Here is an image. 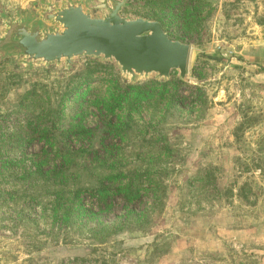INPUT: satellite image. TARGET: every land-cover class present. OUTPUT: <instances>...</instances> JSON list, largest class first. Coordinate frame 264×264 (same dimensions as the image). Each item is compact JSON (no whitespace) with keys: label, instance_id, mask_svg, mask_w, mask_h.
<instances>
[{"label":"rangeland","instance_id":"rangeland-1","mask_svg":"<svg viewBox=\"0 0 264 264\" xmlns=\"http://www.w3.org/2000/svg\"><path fill=\"white\" fill-rule=\"evenodd\" d=\"M183 1L121 13L190 46L180 86L0 61V264H264V0ZM186 7L190 29L172 18ZM101 186L100 205L83 190Z\"/></svg>","mask_w":264,"mask_h":264},{"label":"water","instance_id":"water-1","mask_svg":"<svg viewBox=\"0 0 264 264\" xmlns=\"http://www.w3.org/2000/svg\"><path fill=\"white\" fill-rule=\"evenodd\" d=\"M128 0H60L33 5V12L0 15V61H19L25 72L56 66L70 70L76 59L112 64L130 85L187 82L190 46L170 39L162 24L124 17Z\"/></svg>","mask_w":264,"mask_h":264},{"label":"trees","instance_id":"trees-1","mask_svg":"<svg viewBox=\"0 0 264 264\" xmlns=\"http://www.w3.org/2000/svg\"><path fill=\"white\" fill-rule=\"evenodd\" d=\"M172 3L174 4V5H177L178 6V9H181V5L184 3V1L183 0H172ZM183 10H184V12L183 13H181L180 14V16H179V14H178V16L177 15H173L172 14V18H174V19H178V21H180L181 19H182V23H181V25L183 26V28H187V29H190V26H191V24H192V22L190 21L191 20V18H190V16L188 15V13H189V8L188 7H186V8H183ZM158 21H160L162 24H164V22H163V19H161V18H159V19H157ZM165 25V24H164ZM164 25H163V27H164ZM174 86H180V85H182L180 82H177V81H175L174 82V84H173ZM168 86V85H167ZM129 89H131V90H133V91H136V90H138L137 88H129ZM138 92V94H141L140 92L141 91H137ZM38 167V172H40L41 173V166L40 165H38L37 166ZM50 173H54V172H48V174H50ZM45 175V174H44ZM121 177H119V175L118 176H116V177H109L108 178V180L109 181H113L114 183L115 182H119ZM109 190L107 189V188H105V186H101L100 188H98V189H92V190H83V192L84 193H89V195L90 196H92V197H97L99 200H98V204H104L105 202V199H107L108 197H109V195H108V192ZM117 192H120V193H124V196H125V200L128 202V203H130V202H132L134 199H136L137 198V194H135V192H133V191H130L129 190V188H128V186L126 187V188H124V189H118L117 188V190H116ZM74 208H72V209H68V210H73ZM76 212H84L85 211V207H82V208H78V209H76L75 210Z\"/></svg>","mask_w":264,"mask_h":264}]
</instances>
